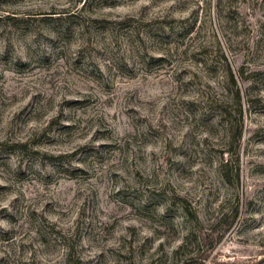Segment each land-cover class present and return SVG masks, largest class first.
Here are the masks:
<instances>
[{"label":"rangeland","instance_id":"1","mask_svg":"<svg viewBox=\"0 0 264 264\" xmlns=\"http://www.w3.org/2000/svg\"><path fill=\"white\" fill-rule=\"evenodd\" d=\"M0 264H264V0H0Z\"/></svg>","mask_w":264,"mask_h":264},{"label":"trees","instance_id":"2","mask_svg":"<svg viewBox=\"0 0 264 264\" xmlns=\"http://www.w3.org/2000/svg\"><path fill=\"white\" fill-rule=\"evenodd\" d=\"M221 1H225V2H229L231 0H218L219 3H221ZM223 59L225 60L224 61V68H225V79H226V83L228 84H231L234 86L235 90L233 91V96H232V99L238 104V115H239V127H238V131H237V137L236 139H239L240 138V135H241V127H242V124H241V118H242V106H241V96H240V90L237 88V78L238 77H243V74L242 72H238L237 73V76L235 75V73L233 72L231 66L229 65V63L227 62V59H226V56L223 55L222 56ZM243 79V78H242ZM247 103H248V100H247ZM25 142H17V145L19 146H22L24 145ZM227 163H223L221 165V171H222V175L227 177V174H226V171L224 170V167L227 166ZM5 234V233H4Z\"/></svg>","mask_w":264,"mask_h":264}]
</instances>
